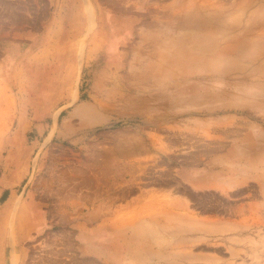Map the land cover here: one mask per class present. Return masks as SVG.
Here are the masks:
<instances>
[{
	"label": "rangeland",
	"instance_id": "374dc122",
	"mask_svg": "<svg viewBox=\"0 0 264 264\" xmlns=\"http://www.w3.org/2000/svg\"><path fill=\"white\" fill-rule=\"evenodd\" d=\"M0 40L25 64L0 68V205L49 210L22 264H68L92 200L135 207L131 264H264V0H0Z\"/></svg>",
	"mask_w": 264,
	"mask_h": 264
},
{
	"label": "crops",
	"instance_id": "0c3cea01",
	"mask_svg": "<svg viewBox=\"0 0 264 264\" xmlns=\"http://www.w3.org/2000/svg\"><path fill=\"white\" fill-rule=\"evenodd\" d=\"M13 50L12 43L0 40V57H3L0 60V68L9 69L25 66L23 60L17 63H15V60L11 61L10 53ZM18 83L17 78L13 79L6 76L4 81H0V85L4 84V87L0 90L5 96L9 93L10 85H17ZM72 97L73 94L68 98ZM3 101L6 104H0V109L2 108L4 114L7 115L11 106L7 102V97ZM17 146L35 147L30 145L26 137ZM8 188L7 185L5 189ZM67 207L66 211L78 213L76 216H68L67 218L68 226L66 227L67 234L64 242L68 246V251L73 252L71 261L68 264H131L129 258L125 255L124 248L119 246L124 244V240L128 236L126 229L128 227H139L140 224L138 222L132 225H124L117 220V212L129 211L131 208H135L133 205H118L117 203L92 200L91 202L69 204ZM46 211H49L47 207L35 203L17 205L4 203L0 205V264H6L10 253H18L21 259L19 264H22L21 261L24 260L27 249L21 245L28 241L27 238L29 239L31 234H38V219L42 220L43 214L41 213ZM11 222L18 224L29 222L34 226L32 228L14 227L13 233H10V229L6 224ZM11 234L14 235L13 242H10L9 236Z\"/></svg>",
	"mask_w": 264,
	"mask_h": 264
},
{
	"label": "bare ground",
	"instance_id": "6f19581e",
	"mask_svg": "<svg viewBox=\"0 0 264 264\" xmlns=\"http://www.w3.org/2000/svg\"><path fill=\"white\" fill-rule=\"evenodd\" d=\"M191 14V13H190ZM189 15V14H188ZM92 16V15H91ZM152 24V23H151ZM207 24V23H206ZM213 37V36H212ZM196 38V37H195ZM206 38H208V36L206 37ZM226 43V42H225ZM222 46H224V45H222ZM220 50V49H219ZM226 50V49H225ZM101 158V157H100ZM201 179V178H200ZM205 185V184H204ZM18 200V199H17ZM173 213V212H172ZM162 214V213H161ZM168 214V213H167ZM163 215V214H162ZM169 215H170V213H169ZM177 215V214H176ZM256 215V214H255ZM161 216V215H160ZM174 216V215H173ZM166 217V216H165ZM198 217V216H197ZM207 219H210V218H204V219H202V221L203 222H205V223H207L206 221H207ZM182 220V219H181ZM191 220V219H190ZM194 222V221H193ZM185 223V222H184ZM211 225V224H210ZM224 226V225H223ZM193 228H194V231L192 232V230H193ZM192 228V230H191V235H193V236H196V235H198V234H201V232H204V231H208V228L207 227H203V226H200V225H195L194 227ZM236 229H238L237 227H236ZM218 231V230H217ZM216 231V232H217ZM224 231V230H223ZM235 232V231H234ZM186 234V233H185ZM189 236V235H188ZM229 236V235H228ZM227 236V237H228ZM191 237V236H190ZM226 237V238H227ZM218 238V237H217ZM216 238V239H217ZM227 239H229V238H227ZM232 239V238H231ZM187 240V239H186ZM215 241V240H214ZM211 242V241H210ZM179 243V242H178ZM181 243V242H180ZM183 243V242H182ZM208 243V242H207ZM206 243V245H208ZM232 243V242H231ZM210 245H212L211 243H210ZM222 245V244H221ZM177 246V245H176ZM224 246V245H223ZM120 247V246H119ZM217 247V246H216ZM180 249V248H179ZM185 250H188V249H185ZM231 250V249H230ZM13 254V253H12ZM235 256V255H234ZM191 259V258H190ZM208 259V258H207ZM187 261H188V259H187ZM197 261V260H196ZM198 261H200V260H198ZM3 262V261H2ZM192 262V261H191ZM204 262H206V261H204ZM208 262H209V260H208ZM220 264V263H219Z\"/></svg>",
	"mask_w": 264,
	"mask_h": 264
}]
</instances>
